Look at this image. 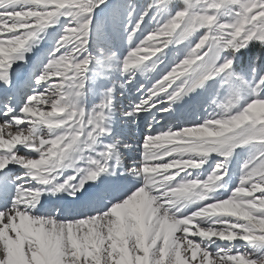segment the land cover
I'll use <instances>...</instances> for the list:
<instances>
[{
    "label": "snow or ice",
    "instance_id": "snow-or-ice-1",
    "mask_svg": "<svg viewBox=\"0 0 264 264\" xmlns=\"http://www.w3.org/2000/svg\"><path fill=\"white\" fill-rule=\"evenodd\" d=\"M0 264H264V0H0Z\"/></svg>",
    "mask_w": 264,
    "mask_h": 264
},
{
    "label": "rangeland",
    "instance_id": "rangeland-1",
    "mask_svg": "<svg viewBox=\"0 0 264 264\" xmlns=\"http://www.w3.org/2000/svg\"><path fill=\"white\" fill-rule=\"evenodd\" d=\"M49 32H51V29L49 30ZM41 44H42V45H41ZM41 44L39 45L38 48H34L33 51H32L31 53H29L28 55L31 56V57H35L40 51H42L43 49H45V48H47V47L50 46V44H49L47 38H46L45 41H43ZM114 44H115L116 47L122 49V40H121V39L116 38V39L114 40ZM14 67H15V65H14ZM110 76H111V80H115V81H119V80H122V79H123V77H121L120 74H119L118 72H113V73L110 74ZM110 82H111V81H108V82H106V83H110ZM193 95H194V94H193ZM89 99H90V97H89ZM190 99H191L190 97H189V98H185V101H183V102L181 103V105H178V106H177V113H178V114L183 113V112L185 111L183 105L187 104L188 101H189ZM124 102L126 103L127 101L125 100ZM238 159H239V158H237V160H238ZM237 160H234V161H233V167H236V166H237ZM211 163H212V161L209 160V164H211ZM205 167H207V165H206Z\"/></svg>",
    "mask_w": 264,
    "mask_h": 264
},
{
    "label": "bare ground",
    "instance_id": "bare-ground-1",
    "mask_svg": "<svg viewBox=\"0 0 264 264\" xmlns=\"http://www.w3.org/2000/svg\"><path fill=\"white\" fill-rule=\"evenodd\" d=\"M42 45V44H41Z\"/></svg>",
    "mask_w": 264,
    "mask_h": 264
}]
</instances>
